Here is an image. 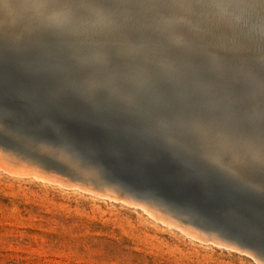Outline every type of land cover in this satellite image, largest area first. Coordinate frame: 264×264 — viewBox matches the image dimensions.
I'll return each mask as SVG.
<instances>
[{"label":"water","instance_id":"water-1","mask_svg":"<svg viewBox=\"0 0 264 264\" xmlns=\"http://www.w3.org/2000/svg\"><path fill=\"white\" fill-rule=\"evenodd\" d=\"M4 2L0 155L83 185L85 170L95 192L185 211L183 222L264 254V116L248 113L264 110V0H145L199 3L245 23L192 43L134 32L138 52L103 43L108 66L91 58L107 54L87 36L39 26L26 6L45 0ZM188 61L191 75L172 74Z\"/></svg>","mask_w":264,"mask_h":264},{"label":"rangeland","instance_id":"rangeland-1","mask_svg":"<svg viewBox=\"0 0 264 264\" xmlns=\"http://www.w3.org/2000/svg\"><path fill=\"white\" fill-rule=\"evenodd\" d=\"M128 39L117 47L136 51ZM187 123L206 130L205 120ZM0 169V264H260L247 252L199 240L186 225L167 223L116 192Z\"/></svg>","mask_w":264,"mask_h":264},{"label":"clouds","instance_id":"clouds-1","mask_svg":"<svg viewBox=\"0 0 264 264\" xmlns=\"http://www.w3.org/2000/svg\"><path fill=\"white\" fill-rule=\"evenodd\" d=\"M43 29L65 34L77 29L89 39L108 42L126 40L140 29H152L167 33L168 39L176 34L188 38L196 37L204 31L201 24L211 25L215 12L205 9L210 6L194 2H153L145 0H103L98 3L71 4L57 2H37L26 6ZM223 14V9H221ZM183 56V53H178ZM188 61L172 74L191 75Z\"/></svg>","mask_w":264,"mask_h":264},{"label":"bare ground","instance_id":"bare-ground-1","mask_svg":"<svg viewBox=\"0 0 264 264\" xmlns=\"http://www.w3.org/2000/svg\"><path fill=\"white\" fill-rule=\"evenodd\" d=\"M204 1L213 2V0H204ZM98 2H103V1L102 0H85L84 3H98ZM79 4H81V3H79ZM25 13H27V12H25ZM215 13H216V16L212 18L211 25L209 26L208 24H201L199 27L201 29H206V30H204V31H198L197 34H200V32H202L203 33V36L205 35V37L215 38L214 37L216 35L215 33H218V32L226 33L227 32V29H229L230 32H232L233 29H230V28H234V26H236V25L241 26L242 23H245V21H241L240 22V19H238L237 17L234 18V17H231V16H227V14L224 13V12H223V14H221V10L220 9H217V11H215ZM8 14H10V11H9V8H8V4H7V2H4V4L0 6V31L1 32H3L4 29H6V28H2L3 26H1V25L7 24L6 23V18L8 16ZM22 23L23 24H21V27L20 28L26 30L27 32H30L31 29L28 26H26L27 25L26 24L27 22H22ZM7 26H9V25H7ZM12 27L13 26H10L8 28H12ZM242 30H244V32H246L247 34H251V31H250V29L247 26H245L244 28H242ZM75 32H79V34H81L82 36H87V35H85L83 32H81L78 29ZM136 32L137 33H141V34L142 33H145V34L146 33H154L156 36L161 35V33L153 32V31L146 30V29H140V30H138ZM206 33H207V35H206ZM255 36L260 37L259 35H255ZM195 39H197V40L198 39H204V37L201 36L200 38H195ZM174 40L177 43H184L185 38L184 37H181L179 34H176ZM190 42L192 43V42H195V41L192 39ZM103 43H104L103 41H99V40H95L94 41V40H92L90 44L93 46V48L94 47H96L97 49L101 48V51L107 54V52H108L107 50L108 49H107V46L106 45L108 43L107 44L105 43L106 45H103ZM116 44H117V42H115V43H113L111 45L117 47ZM190 47H193V46H190ZM125 48H127V47H125ZM194 48H196V46ZM201 48L206 49L204 46L201 47ZM119 50H120V53L122 55H125V53L128 52L127 50L125 51L124 49H119ZM136 52H138V50ZM152 54H153V52H151V51H146L145 52V55L146 56L152 55ZM258 56H261V58H264V53L259 54ZM92 58H93V60H98V58H99L98 61L102 62L105 66H108L110 64V59H109L108 54H107V56L104 55V54H101L100 57H97L96 55H94V57H92ZM211 58H215V57L212 56ZM161 60H162L161 57L157 58V61H161ZM163 62H164V60L162 62H160V63H163ZM132 74L135 77L138 76V73H136V72H133L130 75H132ZM145 75L147 76V73ZM260 97H261V95H260ZM248 113L249 114H252V115H255V116H258L256 114V113H258V114H261V115L264 116V110L263 111H250ZM0 167L3 168V169H5V170H8L11 173H15V174H18V175L19 174L20 175H24L23 172H22L23 169H28L29 173H33L32 175L35 176V177H37V178H40V179H43V180H47V181H48V179L52 178L53 181L58 182L59 184H64V185H71L72 184V185H75V186H87V187H90L91 189H93V186H94L93 185L94 181L92 180V177L89 176L88 175L89 173L86 172L85 170H81V171H83L82 173L84 174L85 180H87V183L83 185V184H81L79 182L73 181L71 178H65V177H61V178H58L57 177L56 178V177H53V176H50V175H46V174L43 175L42 173H44V172L41 171L42 170L41 168H37V167L36 168H33L32 166H30L28 164L21 163L18 160H14V159H11V158L3 157L2 155H0ZM231 171L232 172L234 171L235 172V175L240 176V177H243L241 174L243 172H247L248 170H231ZM260 171H263V170H260ZM97 192H100L102 194H107V193H103L102 191H99V190ZM117 194H118L117 197L122 198V199H126L123 196H121V194L120 195H119V193H117ZM126 200H128V202L129 201H132V200H129V199H126ZM129 203H137V204H139L141 206L146 207L147 211H149L151 213L153 212L154 213L153 215L155 217L161 218L163 221H165L167 223L175 224V221H179V222H176V223H182L180 225H184V226L186 225L187 227H189V230L192 232L190 234L193 237H196L199 240L207 241V242L211 241L214 244H219V246L223 244L224 246H230V247L235 248L237 250L247 252L251 256H253L255 258H258L259 260L258 259L257 260L259 261L260 264H264V254L263 253L257 252L253 248H245L242 245H237V244L232 243V242H229V241H224L219 236L218 233H212V236H209V235H207L204 232L202 233V231L198 227L190 224L192 222H189V223L188 222H183L184 219H187L188 218V217L185 216V214H186L185 211L176 210V209L172 208L171 206H166V207H163V208L162 207H159V206H157V207L154 206L155 208H153L151 206L148 207V205L146 203H144V202H143V204L142 203H139V202H135V201H132V202H129ZM170 217H172V218H170ZM204 235H206V236H204Z\"/></svg>","mask_w":264,"mask_h":264}]
</instances>
